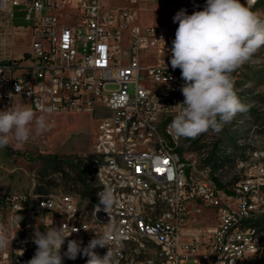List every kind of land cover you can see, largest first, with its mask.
<instances>
[{
	"label": "built area",
	"instance_id": "2783aa9c",
	"mask_svg": "<svg viewBox=\"0 0 264 264\" xmlns=\"http://www.w3.org/2000/svg\"><path fill=\"white\" fill-rule=\"evenodd\" d=\"M111 1L0 0V110L18 98L34 109V101L53 105V113L101 110L94 164L107 157L87 200L70 193H1L0 225L12 229L10 240L15 235L12 249L0 251L1 261L27 264L37 248L35 232L66 223L79 231L66 238L61 255L69 239L86 246L111 224L116 235L108 247L118 264H254L263 250L253 223L264 215V159L240 162L243 177L232 189L218 183L211 168L193 172V158L182 154L170 128L172 107L184 98L181 70L170 64L177 27L141 25L138 0ZM196 2L206 0H185L180 10ZM17 29L33 37L20 52L13 42ZM150 57L153 62L143 63ZM108 83L118 87L107 90ZM164 150L175 152V161L164 160ZM105 188L116 197L108 213L102 205L96 211ZM202 205L213 208L216 224L202 234L186 231ZM143 234H151L154 247L140 243ZM95 251L103 256L108 248ZM86 261L78 255L62 264Z\"/></svg>",
	"mask_w": 264,
	"mask_h": 264
},
{
	"label": "clouds",
	"instance_id": "9594fccd",
	"mask_svg": "<svg viewBox=\"0 0 264 264\" xmlns=\"http://www.w3.org/2000/svg\"><path fill=\"white\" fill-rule=\"evenodd\" d=\"M173 22L178 27L172 41L170 64L173 69L181 70L184 84L180 91L184 100L172 107L176 109L170 124L172 133L186 138H196L209 130L219 133L238 113L248 110V105L237 95L232 73L264 46V19L241 0H206L203 10L189 15L181 9ZM33 103L35 109L21 104L0 110V149L13 142L21 147L34 134L49 129L46 115L37 116L36 110L51 114L55 107L40 101ZM98 197L96 211L102 205L108 213L116 202L113 190L105 188ZM21 219L17 216L15 222ZM78 231L66 223L58 228L49 226L45 233L37 230L33 236L37 248L27 264H62L64 257L75 260L78 255L87 257L86 264H118L108 247L116 235L111 224L86 246H82V240L69 239L67 250L61 255L66 238ZM14 236L10 240L7 228L0 225V251L9 247ZM97 247H107L108 251L101 256L95 251Z\"/></svg>",
	"mask_w": 264,
	"mask_h": 264
},
{
	"label": "rangeland",
	"instance_id": "374dc122",
	"mask_svg": "<svg viewBox=\"0 0 264 264\" xmlns=\"http://www.w3.org/2000/svg\"><path fill=\"white\" fill-rule=\"evenodd\" d=\"M184 1L147 0V9L145 12L140 10L141 16L146 15L161 26L178 27L173 17L180 11ZM255 2L241 0L250 8ZM112 4L124 6L129 3L126 0H112ZM198 10H203V7L186 13L191 15ZM252 10L264 19V0H259ZM24 43L25 39L21 35L15 46L21 47ZM153 61L150 57L143 63ZM232 76L237 95L248 105V110L238 113L219 133L209 130L196 138L179 139L182 154L191 155L199 163L210 165L216 179L227 189H232L243 177L244 169L239 167L240 162L264 159V46L235 70ZM117 87V83L105 86L107 90ZM129 89L132 92L134 86L130 85ZM21 104L27 105L22 99H16L15 106ZM102 114L104 112L101 110L93 113L37 112V116L46 115L49 129L42 134H34L21 147H16L13 142L7 148L0 149V194L70 193L87 200L94 183L93 144L98 119ZM200 207L201 211L193 212L186 226L202 234L215 225L216 217L213 208ZM255 225L259 235L262 234L263 250L254 264H264V217ZM7 230L11 235L12 229L7 227ZM11 249L10 243L6 250ZM1 260L0 256V264H17L14 259L9 262Z\"/></svg>",
	"mask_w": 264,
	"mask_h": 264
},
{
	"label": "bare ground",
	"instance_id": "6f19581e",
	"mask_svg": "<svg viewBox=\"0 0 264 264\" xmlns=\"http://www.w3.org/2000/svg\"><path fill=\"white\" fill-rule=\"evenodd\" d=\"M205 3L206 2H196V4H190V10L202 8L204 7ZM239 142L241 141L239 140ZM164 160L175 161V152H172L171 150H164ZM193 163V172L207 173L209 172V168H211V166L208 164L199 163L198 159L196 158H193ZM94 167V178H103V168H107V157H99L97 159V163L94 164ZM256 219L257 218H255L254 221ZM254 235H259V232L256 230L255 226ZM140 243H142L144 247H154V240L151 238V234H143V236H140ZM163 256H170V248H163Z\"/></svg>",
	"mask_w": 264,
	"mask_h": 264
},
{
	"label": "crops",
	"instance_id": "0c3cea01",
	"mask_svg": "<svg viewBox=\"0 0 264 264\" xmlns=\"http://www.w3.org/2000/svg\"><path fill=\"white\" fill-rule=\"evenodd\" d=\"M111 3H112V1H111ZM147 0H138V3L136 4V12H137V15H138V22L141 24V25H159V24H157V23H154V22H156V20H153V19H151L150 17H148V16H141L142 14H141V12H140V10L142 11H144V10H146L147 9ZM142 11V12H143ZM145 12V11H144ZM21 24V23H20ZM20 24H18V25H20ZM23 36L24 37V39H25V43L21 46V47H17V46H15V48H16V52H20L21 50H23V49H27L28 47H29V45L31 44V41H32V33H31V31L28 29V30H26V31H20L19 29H17L16 31H15V33H14V37H13V42H14V44H16L17 43V38H20V36ZM192 217V216H191ZM191 217H190V219H189V221L188 222H190L191 221ZM187 222V223H188ZM216 224V223H215ZM185 229H186V231H188V232H190V231H192V229L191 228H187V226H185ZM188 264H192V261H189L188 262Z\"/></svg>",
	"mask_w": 264,
	"mask_h": 264
},
{
	"label": "trees",
	"instance_id": "16d2710c",
	"mask_svg": "<svg viewBox=\"0 0 264 264\" xmlns=\"http://www.w3.org/2000/svg\"><path fill=\"white\" fill-rule=\"evenodd\" d=\"M259 2V0H256V2L254 3V5L251 7L252 9H254V7H256V5H257V3ZM17 24H20V22L19 21H17ZM6 148H7V146H6ZM218 181V180H217ZM218 183H220L219 181H218ZM262 217H264V215L262 216ZM262 217H260V218H257L255 221H254V226H256L255 224H257L260 220H261V218ZM258 227V226H257Z\"/></svg>",
	"mask_w": 264,
	"mask_h": 264
}]
</instances>
